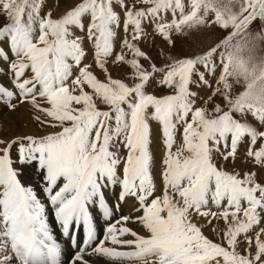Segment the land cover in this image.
I'll return each instance as SVG.
<instances>
[{
  "label": "snow or ice",
  "instance_id": "snow-or-ice-1",
  "mask_svg": "<svg viewBox=\"0 0 264 264\" xmlns=\"http://www.w3.org/2000/svg\"><path fill=\"white\" fill-rule=\"evenodd\" d=\"M45 9L46 0H0V77L11 85L0 82V105H28L41 127L56 129L0 137V264H61L50 210L69 241L84 231L71 264H89L86 256L105 264H264V182L251 169L224 167L247 144L245 159L264 169V56L255 55L264 31L248 32L264 26V0H75L60 16ZM146 23L173 48L174 32L216 26L228 34L157 67L139 46ZM110 63L131 74L114 78ZM153 82L170 93L148 92ZM153 121L164 150L159 185ZM17 165L38 169L39 193L22 183ZM116 187L117 200H135L138 215L121 216L101 238L91 208L111 219L105 189Z\"/></svg>",
  "mask_w": 264,
  "mask_h": 264
},
{
  "label": "rangeland",
  "instance_id": "rangeland-1",
  "mask_svg": "<svg viewBox=\"0 0 264 264\" xmlns=\"http://www.w3.org/2000/svg\"><path fill=\"white\" fill-rule=\"evenodd\" d=\"M75 0H63V3L59 8H55L54 5L56 3V0H46V9L45 10H52L54 16H60L62 15L67 8L70 6L71 3H74ZM185 3H188V0H185ZM119 11V9H117ZM168 19H171V15L169 14ZM3 17H0V23H3ZM144 28L147 32V36L142 38L139 42V46L144 50L151 58L152 61L157 65V67H162L165 65L167 60L170 57H176V58H183V57H193L195 55H199L206 51L208 47L212 44L220 42L227 34L228 31L223 30L219 27L213 26L212 28H205L200 30H193V29H186L184 33H173V40L175 41V47L173 48L170 46L168 41H166L164 38H162L158 33H156L153 29L154 26L151 23H146L144 25ZM264 31V26H262L259 22H255L250 28L248 29V32L255 35L256 33ZM123 30H119V38L116 41L115 47L116 51L119 52L121 45H120V39L124 36ZM257 47L255 50L256 56H264V41H256ZM90 48V47H89ZM91 50V48H90ZM89 50V56H88V62H92V53ZM145 67H148L147 61H142ZM110 71L112 73V76L114 78L119 79H125L127 76L131 74V69L128 65H118V64H109ZM204 69L201 68V71ZM217 74H219V69H217ZM97 75H100L101 79H103V75L97 70ZM159 78V77H157ZM6 82L8 83H5ZM9 77L2 76L0 77V82L5 85L9 84ZM214 80V78H213ZM130 82V81H129ZM236 91L241 90L240 85L234 86ZM193 91L199 92L200 96L207 97L209 95V91L207 89H198L195 86L192 87ZM148 92L154 93L158 96L167 95L170 93V90L167 88L158 87L155 82L152 83V85L147 89ZM219 102V101H218ZM199 104H203V101H199ZM3 108V106H1ZM29 108V109H28ZM18 111V112H17ZM16 112H9L7 109L4 108L3 114L0 113V124L1 121L6 119L8 115L10 114H16L17 117L14 120V134L9 133V131H6L2 136L0 137H8V136H23V135H44L47 132L55 131L56 129L52 128H43L41 127L34 119L33 111L30 106L28 105H21ZM3 117V118H2ZM16 122V123H15ZM30 123V124H29ZM17 124V125H16ZM16 126V127H15ZM159 126L156 124L155 121L152 122V127ZM16 128V129H15ZM33 130V131H32ZM17 133H16V132ZM21 132V133H20ZM26 132V133H25ZM20 133V134H19ZM8 136H6V135ZM181 141V136L177 135V142L179 143ZM248 145L243 144L240 148V154L235 163L227 162L224 164V167L229 170H235L241 173L243 175L248 169H251L252 171L256 172L258 175V178L261 182H264V169H260L256 167L255 165L249 163L245 159V152L247 150ZM163 148V146H162ZM163 149H162V155H163ZM15 155V150L13 152ZM17 167L21 170V176L20 179L22 183L25 184V186H33L37 189L38 193L40 188L43 187V184L41 182L40 176L38 175V169L32 167V166H25V165H17ZM31 169V173L28 175L27 171ZM26 170V171H25ZM33 172V173H32ZM32 174V175H31ZM26 177L28 180V177L32 184L28 185L27 181L22 178ZM36 186V187H35ZM107 202L110 203V200L106 198ZM116 205H118L117 202H115ZM122 205H118V209ZM101 213L102 214V210ZM93 212V211H92ZM117 212L120 213L119 210ZM51 214V213H50ZM120 215V214H119ZM98 222L97 217L95 218ZM50 226L53 230V234L57 240V242L61 246V255L64 261L72 260L75 258V253L77 252V242L71 244V241H69L68 237H65L64 239L62 237H58L60 233H62V229L60 228V225L57 221L54 219V213L49 217ZM213 223H216V221H213ZM220 226L223 227V221H220ZM129 227L131 225L129 224ZM58 228V229H57ZM135 230V229H134ZM136 231V230H135ZM140 233V232H139ZM206 235H208L212 239H218V237L215 235V233L211 230V227H208L205 229ZM101 234V233H100ZM103 234V233H102ZM141 234V233H140ZM74 235V234H73ZM102 236V235H101ZM130 238V237H129ZM70 247V248H69ZM75 248V249H73ZM73 249V250H72ZM90 256H87L88 259ZM96 257V256H93ZM94 264H105V260L103 258L97 257L96 260H92Z\"/></svg>",
  "mask_w": 264,
  "mask_h": 264
},
{
  "label": "bare ground",
  "instance_id": "bare-ground-1",
  "mask_svg": "<svg viewBox=\"0 0 264 264\" xmlns=\"http://www.w3.org/2000/svg\"><path fill=\"white\" fill-rule=\"evenodd\" d=\"M117 45V44H116ZM90 57V56H89ZM3 80V79H1ZM5 81V80H3ZM2 81V82H3ZM5 83H8L5 81ZM4 83V84H5ZM2 105H0V113L3 114V111H4V108L1 107ZM29 109V108H28ZM18 112V111H17ZM17 115L16 114H10L8 115V117L4 120L1 121V124H0V136H2L4 133H6V131H9V133H13L14 132V120L16 119ZM3 118V117H2ZM16 123V122H15ZM30 124V123H29ZM17 125V124H16ZM16 127V126H15ZM155 128H153V143H152V150H153V153H154V157H155V161H156V168L154 170V174L156 176V180H157V183L159 185V167H160V160L162 158V140H161V135H160V130H159V126H154ZM16 129V128H15ZM33 131V130H32ZM16 132V131H15ZM17 133V132H16ZM21 133V132H20ZM19 133V134H20ZM26 133V132H25ZM14 134V133H13ZM6 135V134H5ZM8 136V135H6ZM26 171V170H25ZM31 169H29L27 171L28 175L31 173ZM33 173V172H32ZM32 175V174H31ZM24 178L28 185L32 184L29 177H28V180L26 179V177H23ZM32 186V185H31ZM36 187V186H35ZM119 187H116L114 189L112 188H109V189H105V194H106V197L109 199L113 196H115L117 198L118 194H119ZM116 202L118 203V205H122L118 210L120 211V215L118 216H124V215H138V213L134 212L133 209L135 207V200L133 199H128L126 201H117ZM101 213V211H99ZM51 213V214H50ZM54 212H52L50 210L49 212V217L53 214ZM118 216H112L111 219H115L117 218ZM131 227H133L137 232H140L142 235H147V233L145 232V230L139 226L138 224H135V223H130ZM58 229V228H57ZM103 233V234H102ZM106 233V230H103L100 234L101 235H104ZM70 248V247H69ZM75 249V248H73ZM72 249V250H73ZM87 257V256H86ZM85 257V258H86ZM87 259V258H86ZM97 257H93V256H90L88 258L89 260V264H94L92 262V260H96ZM100 264V263H99Z\"/></svg>",
  "mask_w": 264,
  "mask_h": 264
}]
</instances>
